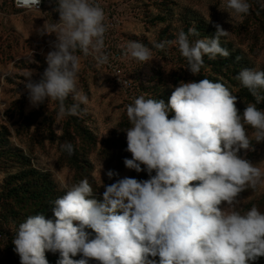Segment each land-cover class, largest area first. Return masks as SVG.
<instances>
[{"label":"clouds","instance_id":"1","mask_svg":"<svg viewBox=\"0 0 264 264\" xmlns=\"http://www.w3.org/2000/svg\"><path fill=\"white\" fill-rule=\"evenodd\" d=\"M18 7L39 8L41 0H16ZM219 10L236 16L249 13L248 0H222ZM59 22L44 24L41 36L55 34L41 78L26 74L24 88L32 107L47 100L58 103V115H76L88 97L78 89L79 51L108 62L102 53L107 27L105 13L95 0H58ZM212 38L199 36L195 27L180 31L175 41L187 60V69L199 75L204 57H228L220 37L229 32L219 24ZM167 42L155 44L163 49ZM125 55L140 62L152 51L130 41ZM32 63L34 62L32 58ZM236 79L255 103L241 113L237 96L222 82L207 78L180 81L166 103L163 99L135 98L126 107L130 127L125 130L131 159L126 168L146 171L149 178L123 177L104 185L97 200L85 178L63 184L64 194L52 202L55 220L43 213L21 223L12 243L20 264H48L46 251L58 252V264H254L264 257V213L255 205L238 208L239 194L264 183V170L246 154L252 139L264 142V70L242 69ZM72 96L76 103L66 107ZM174 115L169 118V114ZM253 129L252 138L247 128ZM62 149L73 154V145ZM143 165V168H142ZM103 167V165H102ZM153 172L155 175H153ZM109 179L118 176L108 170ZM91 229L95 237L90 239ZM80 255L76 260L72 257Z\"/></svg>","mask_w":264,"mask_h":264},{"label":"rangeland","instance_id":"2","mask_svg":"<svg viewBox=\"0 0 264 264\" xmlns=\"http://www.w3.org/2000/svg\"><path fill=\"white\" fill-rule=\"evenodd\" d=\"M221 2L109 0V8L123 16L122 36L148 47L152 59L140 62L128 55L118 67V77H112L105 67L92 65L86 57L78 55V89L88 97V103L80 104L76 115L63 117L58 115V103L50 99L32 107L24 88L27 73L33 72V80L41 78L47 68L46 56L54 50L55 34L41 36L38 32L45 23L51 24L47 15L19 12L6 6L0 9V264H20L12 243L19 225L36 215L35 209L48 208L45 218H55L52 202L64 194L63 184H75L86 178L95 198L102 200L104 185L126 176L137 180L149 178L146 171L130 170L123 162L132 158L122 146L125 130L131 126L126 107L139 96L167 103L174 90L170 85L198 82L211 74L207 66L201 68L199 75L187 69V60L175 43L187 24L189 28L197 23L214 27L219 24L229 32L227 37L222 36L223 40L245 55L250 68L264 70V0H248L249 13L241 16L219 10ZM160 42H167L163 49L155 47ZM218 81L237 96L236 106L241 113L248 103H255L242 97L239 80L223 75ZM261 94L264 95V90ZM73 103L76 101L70 95L65 105L70 107ZM257 107L264 110V101ZM66 125L68 134L64 132ZM253 131L247 128L250 138ZM65 142L73 145L75 162L62 149ZM252 149L246 158L264 170V142L257 143L253 138ZM108 170L119 175L109 179ZM45 184L53 188L51 199L35 201L39 206H35L34 200H24L27 193L44 189ZM16 189L19 196L13 194ZM238 199L240 210L247 211L255 205L264 213V183L255 189L246 188ZM46 252L61 259L58 252ZM72 258L78 260L81 256ZM149 259L154 260L151 256ZM89 264L98 262L90 260Z\"/></svg>","mask_w":264,"mask_h":264},{"label":"trees","instance_id":"3","mask_svg":"<svg viewBox=\"0 0 264 264\" xmlns=\"http://www.w3.org/2000/svg\"><path fill=\"white\" fill-rule=\"evenodd\" d=\"M5 6L11 7L15 11L21 12V10H16L13 7V5L9 4L8 2L2 1L0 3V9L5 7ZM56 7H57V2L55 0H47L45 2V6H44V9L42 11L44 14L47 15V17L49 19V23H51V24H52V22L53 23L59 22V19H60L59 13L57 11H55ZM259 20H260V22L262 21L261 19H259ZM187 25L188 26L185 27V33H187L188 29H189V24H187ZM192 27H195L199 32V36H195V37L190 36V38L192 40H196V39H200V38H204V37L212 38L216 33V28L212 25H205L202 23H197L196 25H194ZM220 44L222 47H224L225 49H227L229 51L230 55L228 57L217 56V58L214 60H210L207 56L204 57V67H206V66L209 67V69L211 71V74H209L207 79L215 82V81H218L219 76L225 75L228 79L236 81L237 80L236 76L238 75V73L242 69L250 68L249 61L247 60V58L245 57L244 54L240 53L238 50H234L230 44L226 43L223 40L222 37H220ZM76 54L77 55H83L79 51H77ZM83 57L87 58V56H84V55H83ZM90 63H92V65H95L93 62H90ZM241 95L243 98H245L248 101H251V100L255 101L254 97L251 95L249 90L243 86H242ZM173 115H174V113H170L169 118H171ZM68 126L69 125L65 126V129H64L65 134H68V130H67ZM84 133H87V132L84 131ZM122 146H124L123 148H127V140L126 139L122 142ZM64 152L68 157H70L69 158L70 161L75 162V158L77 156L75 155L74 152L71 155H69L66 151H64ZM33 173H36V171H33ZM48 185L49 184H45L44 189H39V190H35V191L33 190L29 194L27 193V197H24V200L25 201H26V199L32 200V201L34 200V202L35 201L40 202V200H41L42 202H45L44 200L51 199L52 194H53V188L49 187ZM16 187H17V185H16ZM11 193L12 192H10V194ZM13 194L19 196L20 191H18V189H16V192H14ZM36 202H35V206H39ZM47 209H43V210L35 209L34 213L45 214L47 212ZM48 219L55 220V218H50V217H48ZM89 234H90V239L95 237V233L91 229H90ZM45 257L48 261V264H58V261L60 260V259H58V256L51 255L50 252H46ZM153 259L156 261V264H159V257L158 256L153 257ZM254 264H264V257L259 258L257 261L254 262Z\"/></svg>","mask_w":264,"mask_h":264},{"label":"built area","instance_id":"4","mask_svg":"<svg viewBox=\"0 0 264 264\" xmlns=\"http://www.w3.org/2000/svg\"><path fill=\"white\" fill-rule=\"evenodd\" d=\"M2 1H6L9 4L13 5L16 10L42 13L45 2L47 0H41L39 8L34 7L31 9L18 7L16 0H0V3ZM55 1L58 3V0ZM95 2L102 7L105 13L104 23L107 27V31L105 33L104 48L102 49V53L108 56V62L100 64L94 58V55H88L87 58L95 65L103 66L107 70H109L112 77H118V74L120 73L118 71V67L122 65L121 61L126 59V57L128 56L125 55V52L127 49V45L130 42V40L122 36L121 29L123 26V16L109 8V0H95Z\"/></svg>","mask_w":264,"mask_h":264}]
</instances>
